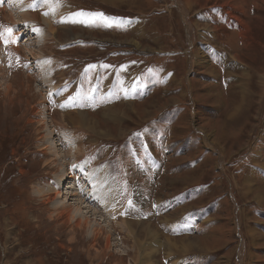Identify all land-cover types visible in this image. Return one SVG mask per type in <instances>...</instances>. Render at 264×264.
I'll list each match as a JSON object with an SVG mask.
<instances>
[{
    "label": "rangeland",
    "instance_id": "374dc122",
    "mask_svg": "<svg viewBox=\"0 0 264 264\" xmlns=\"http://www.w3.org/2000/svg\"><path fill=\"white\" fill-rule=\"evenodd\" d=\"M24 1L19 22L0 0V264H264V0ZM69 109L97 135L57 126ZM48 117L66 171L104 166L119 188L93 202L104 224L57 217ZM166 237L198 245L169 255Z\"/></svg>",
    "mask_w": 264,
    "mask_h": 264
},
{
    "label": "bare ground",
    "instance_id": "6f19581e",
    "mask_svg": "<svg viewBox=\"0 0 264 264\" xmlns=\"http://www.w3.org/2000/svg\"><path fill=\"white\" fill-rule=\"evenodd\" d=\"M8 3H10L12 5V9H13V12L15 13L16 17H17V20L18 21L19 20L22 21L25 17L24 16H19V15L21 14L22 10L24 9V7L26 5V2L24 0H8ZM12 16H14V15H12ZM30 16L32 18L36 19L33 15H30ZM25 19H27V18H25ZM44 19L45 18H43L44 22L45 21L48 22L47 18L45 20ZM48 28H50V31L52 33L54 32V31H52L53 27L51 28V26L49 25ZM31 31H32L31 32L32 36H33V34L38 33V31L37 30L35 31L34 29L31 30ZM69 34L71 35V33H69ZM43 38H44V36H43V33H41V32H39L37 34V37H35V39H38L39 42ZM42 60H44L45 62H42ZM47 64H48V62L43 57L42 59H40V61L37 64L36 67H37L38 73L40 75V80H39L40 83L46 84L49 87L50 86L49 85V82H50L49 76L50 75H48V73H49L48 67L49 66ZM7 89H9V88H7ZM261 89H263V88H261ZM68 104H69V102H68ZM70 105L72 106L73 104H70ZM64 106H68L66 102H64ZM129 106H132V104H129ZM70 112H71L70 109L67 110V113H70ZM112 112L115 113L114 110H112ZM71 113L68 116H62L61 115L60 117H56V119L54 121L55 124L57 126H65L66 127L67 126V122H68V123L72 124V126H74V130H77V132H80V129L83 130L84 128H86L87 130H90L94 134L97 135V132H99V131L96 130L97 125L96 124L93 125V119L90 118V115L84 114V113H79V112H74L73 114H71ZM116 113L118 114L119 112H116ZM118 115L120 116V114H118ZM110 116H112V115H110ZM46 119H47V123H46V127L45 128H46V131H48L47 139L50 140L49 141V152L54 157H57V159L60 162V166L62 167L60 175L58 177H56V183H55L56 187H55V190H54L56 192V194L54 196L51 195V197H50V201L53 200V198H54V201H52L54 208L55 209H61L60 211L56 212L57 213V217L60 218L64 223H67V224H70V223L74 222L73 227L77 228V229H80V230H82V229L84 230V228H86V227L90 228L91 227V222H93L92 221L93 218H94V220L96 219V221H94L95 224H97V220L102 221L103 224H104V222H106L107 219L103 218L100 215V213H103L104 215H107L110 210H106L105 208H101V207H103L101 205H105V204L108 205L110 202L111 203L112 202L115 203L117 201V198H118V195H119V188L117 187L115 181L113 182L114 179H112V177L109 175L110 173H108V171L105 169L104 166H92V167H90L89 164H87L86 162H83V163H79V165L77 164L76 168L74 167L73 173H70L68 170L66 171V169H65V167L67 166L66 158L67 157L70 158L72 154H70V156H66V155L62 154L60 152L59 148H58V145L55 144L54 142L52 143V141H51L52 139H51L50 135L53 136V134L55 132L49 127H50V124H53V123H50V121L48 120L49 117L46 118ZM60 137L62 138V136H60ZM124 137H125V135H124ZM65 138L67 139V141L69 143L70 138H68L66 136H65ZM60 143H61V141H60ZM62 146H63V144H62ZM69 146H70V150L71 151L78 150L80 155H81V153H83V154L85 153V152L82 151V149L80 150V149L75 148L73 142L69 143ZM69 146H67V147H69ZM66 150L67 149H65V151ZM63 161H64V163H63ZM90 187H92V189H90ZM256 188H254V189H256ZM255 191H257V190H255ZM257 193H258V191H257ZM60 195H61V197H60L61 199L58 197ZM70 202L72 204H70ZM93 202L97 206H99V205L101 206V207H98L100 210H98L96 208L97 206H94ZM114 207H116V206H114ZM100 223H99L98 226H102ZM142 224L137 225V224L130 223V222H127V223L123 222L122 224H118L117 226H119V228L121 230H126V232L130 236L134 237L135 241L138 242V245L140 244L139 232H137L134 229L135 225L141 227V234L142 235H146L148 238H151L152 242L154 244L155 243L159 244L158 240H156V237L161 235L159 233V231L157 229H154L151 226L146 227V226H143ZM106 226H108V225L106 224ZM100 232L101 231L98 232L96 227H94L92 229V236L97 239L100 236ZM162 238H163V236H162ZM178 241L179 240H173L171 238H167L166 237L165 241H164V244H160L159 245V249L162 247V248H164V250L168 251L169 255H171V254H176V253H174L175 251H181L182 249H184V251H190L192 248H194L196 245H198L196 242H193V241L191 242V240L188 241V242L182 241V243H179ZM109 244H110V238L108 239V245ZM154 244H150V246H152V249H155L153 247ZM140 246H142V245H140ZM142 254H144V253H142ZM145 258H146V256H145ZM147 260H149V259H147ZM138 262L140 264V259H138Z\"/></svg>",
    "mask_w": 264,
    "mask_h": 264
},
{
    "label": "snow or ice",
    "instance_id": "6c2138e0",
    "mask_svg": "<svg viewBox=\"0 0 264 264\" xmlns=\"http://www.w3.org/2000/svg\"><path fill=\"white\" fill-rule=\"evenodd\" d=\"M78 15H80V16H85V15H87V16H90V17H98V18H100V19H104V16H103V14L102 13H83V12H81V13H79ZM109 26H111V25H109ZM7 31L9 32V33H11V29H7Z\"/></svg>",
    "mask_w": 264,
    "mask_h": 264
},
{
    "label": "trees",
    "instance_id": "16d2710c",
    "mask_svg": "<svg viewBox=\"0 0 264 264\" xmlns=\"http://www.w3.org/2000/svg\"><path fill=\"white\" fill-rule=\"evenodd\" d=\"M9 153H10V149H9ZM8 158H9V154H8Z\"/></svg>",
    "mask_w": 264,
    "mask_h": 264
}]
</instances>
